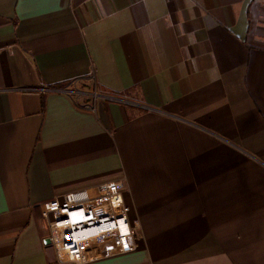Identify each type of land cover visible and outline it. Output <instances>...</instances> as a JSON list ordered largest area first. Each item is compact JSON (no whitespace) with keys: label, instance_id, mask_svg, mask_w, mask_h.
Masks as SVG:
<instances>
[{"label":"crops","instance_id":"crops-1","mask_svg":"<svg viewBox=\"0 0 264 264\" xmlns=\"http://www.w3.org/2000/svg\"><path fill=\"white\" fill-rule=\"evenodd\" d=\"M121 175L139 248L83 264H264V0H0V264Z\"/></svg>","mask_w":264,"mask_h":264},{"label":"built area","instance_id":"built-area-1","mask_svg":"<svg viewBox=\"0 0 264 264\" xmlns=\"http://www.w3.org/2000/svg\"><path fill=\"white\" fill-rule=\"evenodd\" d=\"M96 111V106L88 107ZM127 178L93 182L89 186L57 195L41 206V216L48 226V240L60 264H83L86 253L109 238L120 255L139 248V226H132L131 208L124 189Z\"/></svg>","mask_w":264,"mask_h":264},{"label":"trees","instance_id":"trees-1","mask_svg":"<svg viewBox=\"0 0 264 264\" xmlns=\"http://www.w3.org/2000/svg\"><path fill=\"white\" fill-rule=\"evenodd\" d=\"M65 86H66V84H61V85H59L57 87L64 88Z\"/></svg>","mask_w":264,"mask_h":264},{"label":"water","instance_id":"water-1","mask_svg":"<svg viewBox=\"0 0 264 264\" xmlns=\"http://www.w3.org/2000/svg\"><path fill=\"white\" fill-rule=\"evenodd\" d=\"M48 243H50L49 240H48Z\"/></svg>","mask_w":264,"mask_h":264}]
</instances>
